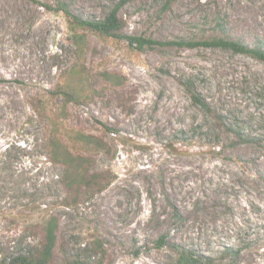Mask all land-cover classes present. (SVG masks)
Here are the masks:
<instances>
[{"label": "rangeland", "instance_id": "obj_1", "mask_svg": "<svg viewBox=\"0 0 264 264\" xmlns=\"http://www.w3.org/2000/svg\"><path fill=\"white\" fill-rule=\"evenodd\" d=\"M55 1L0 0V248L35 244L40 233L24 225L54 215L50 264H167L172 244L210 264H264V61L211 47L139 51L42 5ZM64 1L101 18L115 0ZM120 16L130 35L164 42L223 25L264 50V0H132ZM103 70L124 85L94 79ZM186 78L211 111L191 103ZM33 98L47 104L43 119ZM50 136L73 156L68 175L96 173L106 188L68 192L62 163L42 149Z\"/></svg>", "mask_w": 264, "mask_h": 264}, {"label": "trees", "instance_id": "obj_2", "mask_svg": "<svg viewBox=\"0 0 264 264\" xmlns=\"http://www.w3.org/2000/svg\"><path fill=\"white\" fill-rule=\"evenodd\" d=\"M132 0H115L105 10L101 18H83L74 14L69 5L64 0H56L54 7L43 3L46 8L56 12H61L72 23L74 28H80L85 31L98 33L103 36L112 37L115 39L125 40L129 46L139 51H142L155 44L172 45L180 48L194 47H211L229 50L236 54H244L256 60L264 61V50L261 42H256L251 46L242 43V41L229 30H224L223 25L218 28V33L211 36L200 38H176L168 41H159L151 38L142 37L139 35H130L124 32V22L120 16V11L127 3ZM94 79L99 78L110 86H122L125 83V76L120 73L103 70L96 75H92ZM181 84L187 93L191 103L201 107L206 111H211L208 103L197 90L194 82L190 78L180 80ZM32 109L38 118L43 119L47 116L49 109L47 104L40 98H33ZM108 129V128H107ZM110 129V128H109ZM115 130L114 128H112ZM237 137L241 138L239 134ZM243 139V138H241ZM44 155L48 161L53 164L62 163L66 175L61 178V183L68 192L76 191L79 188L100 192L106 188L109 180L104 183L96 173L85 171L79 174L78 178L68 175L72 168V154L68 148L61 143L57 138L47 137L46 143L42 145ZM72 199L75 195L69 194ZM58 219L54 215H50L43 221H31L24 225V231L31 234L33 237L40 233L35 244L16 251L6 252L0 248V264H50L53 259V254L57 242ZM35 238V237H34ZM174 258L167 264H210V259L202 258L195 255L184 247L177 244H172ZM228 252V251H227ZM69 264H86L81 260H73Z\"/></svg>", "mask_w": 264, "mask_h": 264}]
</instances>
